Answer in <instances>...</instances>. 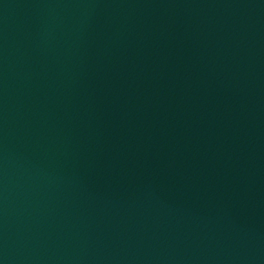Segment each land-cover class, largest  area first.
<instances>
[{"label": "water", "instance_id": "95a60500", "mask_svg": "<svg viewBox=\"0 0 264 264\" xmlns=\"http://www.w3.org/2000/svg\"><path fill=\"white\" fill-rule=\"evenodd\" d=\"M0 264H264V0H0Z\"/></svg>", "mask_w": 264, "mask_h": 264}]
</instances>
